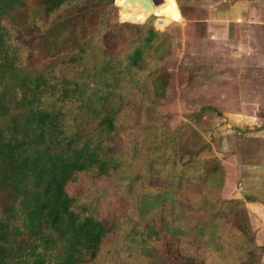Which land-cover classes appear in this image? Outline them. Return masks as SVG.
<instances>
[{"label":"trees","instance_id":"1","mask_svg":"<svg viewBox=\"0 0 264 264\" xmlns=\"http://www.w3.org/2000/svg\"><path fill=\"white\" fill-rule=\"evenodd\" d=\"M112 1L0 0V264H147L156 241L163 264H258L223 166L158 112L169 34Z\"/></svg>","mask_w":264,"mask_h":264},{"label":"crops","instance_id":"2","mask_svg":"<svg viewBox=\"0 0 264 264\" xmlns=\"http://www.w3.org/2000/svg\"><path fill=\"white\" fill-rule=\"evenodd\" d=\"M202 1L204 10H202L201 22L204 23V27H201L203 30L198 34L194 29L196 17L193 16V7L196 5L194 4L193 7L187 9L188 13L185 11L186 5L179 6L184 24H188L192 29L186 31L183 29L180 38L178 37L180 40H177V37H170L171 48L168 57L175 55V59L179 61L185 54L188 60L186 64H195L193 61L191 62V57L193 53L195 54L201 49L198 47V42L201 40L208 41V45L206 43L205 46L207 50L204 58L210 52L214 53L216 45L214 46L213 42H216L215 39L222 34V31H216V27L219 25L227 29V27L241 26L246 23L252 29L250 30L254 35L253 37L258 40L257 42L264 43V13L261 14L258 8L264 5V0ZM226 32L229 30L227 29ZM249 49L251 54L264 53L263 47ZM181 72L183 74V71ZM171 77L172 75L169 74V79ZM237 77L223 75L220 85L224 86L225 89L223 87L220 89L219 86L216 88L215 85L205 93L204 97L201 96V99L214 101L215 107L208 103L197 111L199 114L195 116L194 123L187 122H189L190 128H193L195 137L199 140L198 144L203 146L199 157L218 161L224 168L223 196L232 197L234 195L242 200L247 222L253 235V242L259 249L258 264H264V128L260 129L258 125L254 124L255 119H264V107L260 108L263 114H259V105L256 104V101L261 96L255 97L252 93L244 98L242 92V87L245 84L263 87L264 79H257L256 82L253 81L252 83L250 80L252 77H246L244 83V79ZM183 78L181 76L176 85L172 83L175 89L176 87L178 89L186 87V80H182ZM164 99L165 97L163 101ZM170 101L175 102L173 99ZM172 107L173 105H169L168 102L167 104H160L158 112L164 118L168 117L169 113L177 112L176 110L171 111ZM188 148L190 149L191 145H188ZM247 197L253 200H246Z\"/></svg>","mask_w":264,"mask_h":264},{"label":"rangeland","instance_id":"3","mask_svg":"<svg viewBox=\"0 0 264 264\" xmlns=\"http://www.w3.org/2000/svg\"><path fill=\"white\" fill-rule=\"evenodd\" d=\"M115 1V6L119 7L114 9L113 3ZM152 4L151 8H144L140 3L135 4H128L125 2V0H113L112 1V7L114 11L110 13L109 19L114 22H121V21H129V22H135L136 15L138 14H145L146 18L144 20H147L154 26V22L156 21L157 24L163 26V30L166 33H170L169 36L175 38H180L181 32L184 29L191 30V26L188 24H184V20L181 16L179 6L177 5L175 0H149ZM194 4L196 6H194ZM204 3L202 0H196L193 5H186L185 11L188 13L189 8L193 7L194 9V17H201L202 10H204L203 6ZM205 7V6H204ZM261 11V14L264 13V5H261L258 7ZM155 27V26H154ZM195 28V27H194ZM215 28V27H214ZM230 28V29H229ZM229 30V32H226V30ZM227 29L224 28V26L219 25L216 27V31H222L221 36L219 38L215 39L216 42H213V45H216V51L210 52V54H206V43L208 45V41L205 42L201 40L198 45L199 49L195 54L193 53V56L191 57V62L193 61L195 64L192 65H198L201 66V68L198 71H191V74L194 75L193 78L189 81V84L186 87H181V89L178 87H174L172 83L175 85L177 82H179V79L186 80L185 73L187 74V71L184 69L186 67L187 56L182 57L181 60H176V56L168 57V55L164 59V66L169 71V74L172 75V77L169 79L166 91L164 93V101L161 102L162 104H168L173 105L171 108V111H177L175 113H169L168 117L163 118V122L170 128L176 127L177 134L176 137L178 139V154L181 155V157L185 156L187 154L188 158L192 161H195L197 159H205L200 158L199 153L202 150V147L200 144H198L199 140L195 137V132L193 128L191 129L189 126V122L195 121V116H197L199 113L198 110H201L205 105L208 103H211L215 107L214 101H208L207 99H201V96L204 97L205 93L211 88L216 85V88H222L225 89L224 86L220 85L222 84V76H231L237 78L244 79L243 82L245 83V78L252 77V83L253 81L256 82L257 79H264V53L258 52L255 54H251L249 52V48L254 49H260L264 48V43L257 42L258 40L253 37L252 29L248 27V25L245 23V25L241 26H231L227 27ZM251 29V30H250ZM190 32V31H188ZM223 37V38H221ZM176 40V39H175ZM264 40V39H263ZM218 41V42H217ZM264 42V41H263ZM216 43V44H215ZM180 44V43H179ZM211 43V46H213ZM213 48V47H212ZM241 48V49H239ZM194 52V51H193ZM202 62V63H200ZM176 68V69H175ZM180 68V69H179ZM183 71V74L182 72ZM228 81V80H225ZM221 86V87H220ZM186 88V89H185ZM242 92L244 94V98H246V95H250L253 93L255 97H260V99H257L256 104L259 105V114H263L261 111L262 107H264V86L261 87L259 85H252L247 86L246 84L242 87ZM170 99L175 100V102H171ZM171 103H170V102ZM176 107V108H175ZM261 108V109H260ZM164 109V108H163ZM264 115V114H263ZM175 116V117H174ZM264 119H255L254 124L258 125L259 128H264ZM188 123V124H187ZM198 127V126H197ZM194 145H193V143ZM188 145H191V148H188ZM208 159V158H207ZM206 159V160H207ZM210 162L218 163V161H212ZM152 182L163 184L168 186L169 182L159 179V178H152ZM223 196L222 190H221V197ZM224 197V196H223ZM227 199H237L240 200V203L233 202L231 208L233 210L238 211V213H244L243 208V202L239 197L232 196V197H226ZM107 205L109 208L114 209L116 207L115 202L112 199H109L107 201ZM246 213H244L245 216ZM132 216L136 217L137 213L132 212ZM149 235L154 240L155 237L151 235V231H149ZM156 240V239H155ZM154 240V241H155ZM156 247H151L148 252V263L147 264H163L165 259L163 257V254L159 248V242L156 241ZM138 243L131 242L129 245V248L136 253ZM252 256L257 258L259 254V249L257 247L252 248ZM184 260H180V264H184ZM256 261V259H255ZM191 264V263H190Z\"/></svg>","mask_w":264,"mask_h":264},{"label":"water","instance_id":"4","mask_svg":"<svg viewBox=\"0 0 264 264\" xmlns=\"http://www.w3.org/2000/svg\"><path fill=\"white\" fill-rule=\"evenodd\" d=\"M125 2L128 4L140 3L144 8H151L152 7V4L149 0H125ZM113 6L115 8V1L113 3ZM224 198H226V197H224Z\"/></svg>","mask_w":264,"mask_h":264}]
</instances>
